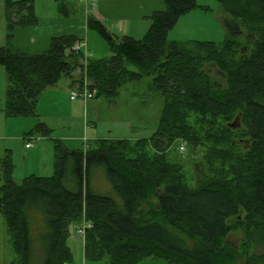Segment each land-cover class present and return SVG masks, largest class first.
<instances>
[{"label": "trees", "instance_id": "1", "mask_svg": "<svg viewBox=\"0 0 264 264\" xmlns=\"http://www.w3.org/2000/svg\"><path fill=\"white\" fill-rule=\"evenodd\" d=\"M218 2L228 33L218 45L167 39L177 19L196 7L194 0H163L164 10L149 17L138 40L116 36L94 16L86 17L111 50L108 57L87 59L95 98L112 101L125 84L150 77V88L163 97L158 126L148 140L97 139L84 154L56 144L54 175L19 185L5 151L0 213L19 264H68L67 224L82 218L91 224L83 237L86 260L231 264L239 255L226 239L241 229L244 264H264V255L250 248L253 237L264 243V0ZM5 14L10 29L35 21L27 0H7ZM244 28L257 36L243 46L238 39ZM76 40L52 37L37 54L0 47L5 117L33 115L45 89L77 68L83 72L79 56L69 51ZM235 119L238 125L231 128ZM38 127L46 133L43 124ZM174 142L202 150L205 171L194 185L167 153ZM96 167L104 170L116 198L92 189Z\"/></svg>", "mask_w": 264, "mask_h": 264}, {"label": "rangeland", "instance_id": "2", "mask_svg": "<svg viewBox=\"0 0 264 264\" xmlns=\"http://www.w3.org/2000/svg\"><path fill=\"white\" fill-rule=\"evenodd\" d=\"M27 1L33 4L34 24L14 26L10 29L5 14L7 0H0V47L37 54L48 49L52 37L74 36L82 43H86L89 57L94 59L111 55L110 47L102 35L96 29L88 28L86 24V17L94 16L93 13L98 12V6L106 20V23L100 22L109 32L120 37L127 35L137 40L142 39L149 28L151 23L149 17L161 7L164 10V4L159 2L157 4L156 0H93L89 3L85 0ZM194 3L196 7L181 15L167 32V39L177 42L191 40L221 44L228 33L221 26L219 19L220 3L218 0H194ZM242 33L238 42L243 46L257 36L250 34L245 28ZM129 69L136 70L134 67ZM72 74H75L71 75V78H76L77 85L82 73L77 68ZM150 83L151 78L144 77L139 82L125 84L112 101L95 98L84 103L82 99H75L73 105H70V92L76 90L71 88L67 76H63L52 89L41 93L33 115L5 117L2 107L7 77L0 67V158L5 151L10 152L13 180L19 185L26 179L52 177L55 171L56 144L84 154L87 146L97 139H124L131 143L148 140L158 126L163 107L161 93L151 89ZM75 102L79 105H75ZM87 103L89 108L86 112ZM39 123L44 125L46 133L45 130L38 129ZM26 143L32 144L30 150L25 149ZM180 145H183L184 151H179ZM167 153L190 179L191 185L203 176L205 169L201 149H191L185 143L174 142ZM90 183L95 192L115 197L104 170L100 167L93 171ZM162 190L163 187L160 192ZM150 201L155 202L153 198ZM146 207L145 203L141 204L142 209ZM80 222L81 220L76 224ZM76 224L74 222L67 224L64 243L71 252V261L68 264H108L106 260L84 259V238L76 233ZM168 229L178 234L174 229ZM36 230H40V225H37ZM182 238L189 247L192 245L188 239L183 236ZM226 241L239 255L231 264H244L242 230L232 231ZM250 246L251 254L264 255V243L257 237H253ZM0 264H19L6 232L2 213H0ZM138 264L166 263L162 259H147Z\"/></svg>", "mask_w": 264, "mask_h": 264}, {"label": "built area", "instance_id": "3", "mask_svg": "<svg viewBox=\"0 0 264 264\" xmlns=\"http://www.w3.org/2000/svg\"><path fill=\"white\" fill-rule=\"evenodd\" d=\"M93 0H85L86 3H89ZM73 54L81 56V63L83 65V72L81 80L77 83L75 90L70 92V99H82L84 102L93 99L97 94V89L90 83L86 74H85V67L87 63V59L89 57L87 45L86 43H82L81 41L77 40L74 42L72 47L69 50ZM31 144L27 143L25 148H29ZM179 151H184L183 145L179 146ZM91 228V224L87 222L84 218L82 222L76 226V233L84 237L86 231Z\"/></svg>", "mask_w": 264, "mask_h": 264}, {"label": "crops", "instance_id": "4", "mask_svg": "<svg viewBox=\"0 0 264 264\" xmlns=\"http://www.w3.org/2000/svg\"><path fill=\"white\" fill-rule=\"evenodd\" d=\"M158 2H159V4L160 3H163V0H156V2L155 3H157L158 4ZM164 4V3H163ZM164 8H165V6H164ZM162 11V7L159 9V10H157L156 12H158V11ZM97 11L98 12H94L93 14H94V16H95V18L97 19V20H99V21H104V23H106V20H104V17H102V10L100 9V7L98 6L97 7ZM106 18V17H105ZM109 21V20H108ZM121 28V27H120ZM123 30V29H122ZM127 36V35H126ZM130 37V36H129ZM71 75H75V74H71ZM68 79H69V82H70V86H71V88L73 87H75L76 85H75V81H76V78H70V77H67ZM55 86V85H54ZM54 86H52V87H48L47 89H52ZM47 89H45V90H47ZM44 90V91H45ZM40 97V96H39ZM69 103H70V105L72 104L73 105V102H74V100H71L70 99V97H69ZM72 101V102H71ZM37 104H38V101H37ZM75 105H79L78 104V102H75ZM75 107V106H74ZM76 109H77V107H75ZM85 108H86V112L88 111V103L85 105ZM78 110V109H77ZM25 149H28V150H30L31 149V147L30 148H25ZM27 150V151H28Z\"/></svg>", "mask_w": 264, "mask_h": 264}, {"label": "water", "instance_id": "5", "mask_svg": "<svg viewBox=\"0 0 264 264\" xmlns=\"http://www.w3.org/2000/svg\"><path fill=\"white\" fill-rule=\"evenodd\" d=\"M237 125H238V120L235 119L234 122L231 124V128H236Z\"/></svg>", "mask_w": 264, "mask_h": 264}]
</instances>
